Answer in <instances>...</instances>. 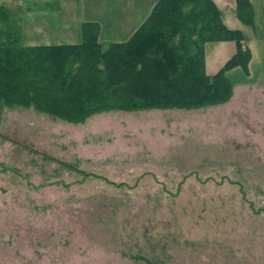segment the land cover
I'll use <instances>...</instances> for the list:
<instances>
[{"label":"rangeland","instance_id":"1","mask_svg":"<svg viewBox=\"0 0 264 264\" xmlns=\"http://www.w3.org/2000/svg\"><path fill=\"white\" fill-rule=\"evenodd\" d=\"M92 1L0 0V33L77 44ZM96 1L100 43L121 39L116 0ZM213 1L251 53L247 74L227 73L226 104L83 124L0 108V264H264V0H249L253 26L235 0ZM234 53L207 43L206 75Z\"/></svg>","mask_w":264,"mask_h":264},{"label":"trees","instance_id":"2","mask_svg":"<svg viewBox=\"0 0 264 264\" xmlns=\"http://www.w3.org/2000/svg\"><path fill=\"white\" fill-rule=\"evenodd\" d=\"M235 5L237 19L253 26L251 2ZM19 38L17 30L0 33V108L32 109L71 124L109 111L226 104L234 86L227 73L247 74L251 59L243 33L226 27L213 0H157L121 43H100L91 22L81 25L77 44L23 46ZM216 42H234L235 53L210 77L205 45Z\"/></svg>","mask_w":264,"mask_h":264},{"label":"crops","instance_id":"3","mask_svg":"<svg viewBox=\"0 0 264 264\" xmlns=\"http://www.w3.org/2000/svg\"><path fill=\"white\" fill-rule=\"evenodd\" d=\"M150 1L151 0H116L115 9L112 15V23L115 20L116 14H120L123 12L124 17L122 19H118V22L121 21L122 25L117 24L115 26V34L117 35L122 34L124 26H127V29L125 33H123L124 35L121 39L120 38L105 39L106 42L120 43V42L127 41L132 36V34L140 27V25L144 22V20L147 18V16L149 15L151 11L152 6L155 4L157 0H153L151 3ZM99 2L101 3L102 1L94 0L91 2L92 4H95L97 7L89 8L88 12L91 13V17L88 21H84L83 23L91 22V23L99 24L102 30L103 27L98 17L94 18V12L97 10ZM105 6H106V3H105ZM100 7H101V4H100ZM102 12H104V9ZM117 18H120V17H117ZM45 46H49V45H45Z\"/></svg>","mask_w":264,"mask_h":264}]
</instances>
